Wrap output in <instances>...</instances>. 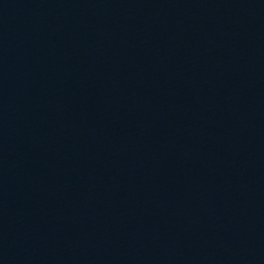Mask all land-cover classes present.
I'll return each instance as SVG.
<instances>
[{
	"label": "water",
	"instance_id": "1",
	"mask_svg": "<svg viewBox=\"0 0 264 264\" xmlns=\"http://www.w3.org/2000/svg\"><path fill=\"white\" fill-rule=\"evenodd\" d=\"M0 190L91 264H264V0H0Z\"/></svg>",
	"mask_w": 264,
	"mask_h": 264
}]
</instances>
